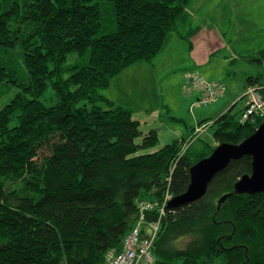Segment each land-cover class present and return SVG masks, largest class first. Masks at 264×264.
Here are the masks:
<instances>
[{
    "label": "trees",
    "instance_id": "trees-1",
    "mask_svg": "<svg viewBox=\"0 0 264 264\" xmlns=\"http://www.w3.org/2000/svg\"><path fill=\"white\" fill-rule=\"evenodd\" d=\"M191 2L0 0V80L20 88L0 109V264H107L122 251L141 203L183 194L194 164L263 123H240L234 104L210 126L216 144L196 146L192 127L145 152L159 141L157 131L143 134L134 110L103 92L128 66L151 61L172 33L194 34L180 30ZM71 56L77 60L67 64ZM247 59L264 66V48ZM263 83L261 74L249 76L244 93ZM49 85L53 105L40 99ZM13 118L18 124L10 127ZM251 171V156L233 160L204 197L167 205L154 264H264V192L235 191Z\"/></svg>",
    "mask_w": 264,
    "mask_h": 264
},
{
    "label": "rangeland",
    "instance_id": "rangeland-1",
    "mask_svg": "<svg viewBox=\"0 0 264 264\" xmlns=\"http://www.w3.org/2000/svg\"><path fill=\"white\" fill-rule=\"evenodd\" d=\"M190 12V22L180 28L185 33L193 30L190 38L182 39L172 33L165 48L151 61L128 66L103 91L115 103L136 113L156 112L160 115L157 122L160 140L145 152L159 150L167 138L170 143L184 133H191L199 119L208 118L212 122L236 102L232 113L239 116L245 103V99L240 98L247 78L250 74L255 77L261 74L264 80V66L247 59L257 56L264 48V0H192ZM190 54L197 58L199 67L194 66L192 60L195 58H190ZM76 60V56H71L66 63L72 64ZM16 69L19 77L25 78V68L17 66ZM189 73L205 82L225 85L226 93L215 102L197 103L191 109L193 98L200 92L190 86L192 77ZM18 92L17 85L7 79L0 80V109ZM40 99L46 105L55 104L57 98L51 85ZM171 116L183 117L187 125ZM17 124L18 119L13 118L10 127ZM166 128L170 131L167 135ZM199 138L198 147L201 141L216 144L210 126L199 134Z\"/></svg>",
    "mask_w": 264,
    "mask_h": 264
},
{
    "label": "built area",
    "instance_id": "built-area-1",
    "mask_svg": "<svg viewBox=\"0 0 264 264\" xmlns=\"http://www.w3.org/2000/svg\"><path fill=\"white\" fill-rule=\"evenodd\" d=\"M191 77L190 86L200 92V97L193 104L192 109L197 103L215 102L224 94L223 84L205 82L201 77L192 76V74ZM242 98L245 99V103L239 116L240 123L255 121L257 118L264 119V83L249 87ZM212 124L213 121H209L198 127L190 141L193 142L197 139L199 134ZM191 142L184 146L182 153ZM172 198V195L167 191L158 202H143L140 204L139 219L126 235L122 251L118 254H110L107 264H154V243L160 230L161 220L166 214V206L169 205ZM146 213L154 214L156 219H147Z\"/></svg>",
    "mask_w": 264,
    "mask_h": 264
},
{
    "label": "water",
    "instance_id": "water-1",
    "mask_svg": "<svg viewBox=\"0 0 264 264\" xmlns=\"http://www.w3.org/2000/svg\"><path fill=\"white\" fill-rule=\"evenodd\" d=\"M252 157V171L244 174L235 184L239 194L255 195L264 192V121L256 131L238 144L221 143L208 156L191 167V181L187 190L175 196L169 207L176 208L190 204L204 197L208 186L220 171L231 161L243 156ZM227 196H223L224 200Z\"/></svg>",
    "mask_w": 264,
    "mask_h": 264
},
{
    "label": "crops",
    "instance_id": "crops-1",
    "mask_svg": "<svg viewBox=\"0 0 264 264\" xmlns=\"http://www.w3.org/2000/svg\"><path fill=\"white\" fill-rule=\"evenodd\" d=\"M214 53V52H213ZM212 53V54H213ZM191 56L192 57H194L195 59H191L192 60V62H193V64H194V66H197V67H199V63H198V61H197V58L193 55V54H190V58H191ZM250 76H253L252 74H250ZM226 93V92H225ZM224 93V94H225ZM243 94H244V92L241 94L242 96H243ZM199 96H200V93H198V95H196V97H194L193 98V101H192V103L194 104V103H196L197 101H198V98H199ZM242 96H241V98L240 99H242ZM196 101V102H195ZM193 104H192V106H193ZM235 104H237V102L235 103ZM244 105V104H243ZM194 108V107H193ZM242 108H243V106L241 107V110H242ZM191 109H192V107H191ZM228 109H226V111H227ZM241 110H240V112H241ZM225 111V112H226ZM224 112V113H225ZM223 113V114H224ZM134 116H135V118L140 122V129H141V131H142V133L143 134H147V133H149L151 130H156L157 131V129H158V124H157V122L160 120L159 118H160V115L158 116L157 114H156V112H153V113H150V112H148L147 114L146 113H144V112H142V113H136V112H134ZM159 117V118H158ZM171 117H173V116H171ZM181 118H183V117H181ZM184 119V118H183ZM208 119V118H207ZM198 121V123H197V126L199 125V123H200V119L199 120H197ZM162 125H164L163 123H162ZM195 128H197V127H195ZM167 129V128H166ZM168 133H170V131H169V129H167V131H166V135L168 134ZM184 136H187L188 134H183ZM159 137V136H158ZM182 137V136H181ZM160 140V139H159ZM167 141H169L168 140V138H167V140H165L164 142H165V144H168L169 142H167ZM167 142V143H166Z\"/></svg>",
    "mask_w": 264,
    "mask_h": 264
},
{
    "label": "clouds",
    "instance_id": "clouds-1",
    "mask_svg": "<svg viewBox=\"0 0 264 264\" xmlns=\"http://www.w3.org/2000/svg\"><path fill=\"white\" fill-rule=\"evenodd\" d=\"M243 97V96H242ZM243 99V98H242Z\"/></svg>",
    "mask_w": 264,
    "mask_h": 264
}]
</instances>
